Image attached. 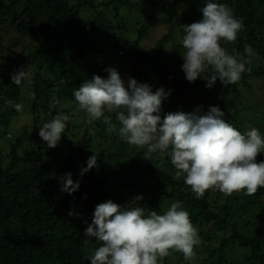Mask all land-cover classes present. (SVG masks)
<instances>
[{
  "label": "trees",
  "instance_id": "trees-1",
  "mask_svg": "<svg viewBox=\"0 0 264 264\" xmlns=\"http://www.w3.org/2000/svg\"><path fill=\"white\" fill-rule=\"evenodd\" d=\"M207 2L0 0V141L11 140L7 153L0 145V264H91L88 257L100 242L86 236L84 229L96 205L112 200L127 207L137 195L144 199L134 206L142 207L145 215L153 210L164 214L173 202H181L200 236L195 256L207 253L200 264H264V188L253 196L243 191L225 195L224 203L218 190L197 199L183 177L175 178L167 154L144 159L146 149L129 145L118 131L110 133L103 118L89 119L74 98V91L94 75L107 78V64L128 62L136 67L122 79L147 83L153 92L170 91L161 117L192 113L199 106L203 114L218 106L242 134L256 128L264 136V114L258 115L257 103L245 92L264 79V0H212L227 4L244 22L237 41H221V46L238 59L247 58L246 45L254 53L246 65L251 71L237 84L225 87L217 80L212 88L204 79L210 73L190 83L182 70L183 25L199 21ZM149 3L163 14L158 21L170 26L152 50L142 46L151 31L145 18H155L144 9ZM129 21L138 26L137 33ZM113 35H119L117 41L110 38ZM24 67L30 79L17 86L11 76ZM57 112L70 119L58 146L48 148L39 130ZM22 113L30 116L28 126L18 129V138H8L11 123ZM105 116L118 130L116 112L105 111ZM94 154L97 166L81 175ZM261 161L264 153L257 157ZM67 173L80 185L72 194L61 190L60 178ZM172 254L162 264H193L181 252Z\"/></svg>",
  "mask_w": 264,
  "mask_h": 264
},
{
  "label": "clouds",
  "instance_id": "clouds-1",
  "mask_svg": "<svg viewBox=\"0 0 264 264\" xmlns=\"http://www.w3.org/2000/svg\"><path fill=\"white\" fill-rule=\"evenodd\" d=\"M200 10L199 21L183 25L185 77L191 83L207 72V88H212L217 80L225 87L235 85L243 73L251 71L246 65L251 63L253 49L246 45L247 58L238 59L221 46V41H237L244 29L243 18H236L227 4L212 0ZM105 71L107 78L94 75L74 91L78 109L91 120L103 118L109 125L108 131H118L129 145L146 149L144 159L150 160L153 153L167 154L176 170L175 178L183 177L197 199L209 190L228 196L243 191L253 196L264 188V161L257 162V157L264 153V136L258 129L242 134L224 119L225 112L218 106H210L203 114L199 106L192 113L168 112L161 117L170 91L166 93L160 88L153 92L147 83L131 77L125 81L115 68ZM30 76L24 67L11 80L19 86ZM15 107L21 109L19 104ZM105 111L116 112L121 125L118 130ZM69 119L68 114L57 112L40 128L39 136L48 148L58 146ZM95 166L94 154L81 175ZM60 179L62 191L72 194L79 189V181L74 182L71 173ZM143 199V195H137L127 207L112 200L96 205L92 222L84 229L86 236L100 242L88 257L91 264H162L173 250L181 252L186 261L194 258L200 236L181 202H173L164 214L153 210L145 215L142 207L134 206Z\"/></svg>",
  "mask_w": 264,
  "mask_h": 264
},
{
  "label": "rangeland",
  "instance_id": "rangeland-1",
  "mask_svg": "<svg viewBox=\"0 0 264 264\" xmlns=\"http://www.w3.org/2000/svg\"><path fill=\"white\" fill-rule=\"evenodd\" d=\"M129 1L132 3L142 2V0H129ZM144 9L148 10V14H150V15L154 14V16H155V18H147V19L145 18L147 23L150 24V26H151V29H150L151 31H150L149 35L145 38L144 43H142V46H144V49L152 50L153 48H155V45H156V42L158 41V39L163 37L166 33H168L170 31V26L165 21H158L159 18L163 17V14H161L160 12L157 13V10L155 9V7H153L150 3H149V6H147ZM122 10L124 13H128V9L123 8ZM150 15H148V16H150ZM113 18L114 17H111L112 20H113ZM113 21H116V20H113ZM155 21H157L158 23L154 24ZM138 22H139V17L135 19V24L137 25ZM127 23L130 24V27L132 28L131 31L134 33H137L138 26H136L133 22H130V21ZM110 38L113 41H117L119 38V35H113ZM107 65H108V67L117 69L121 76L124 74V72L127 71V73H128L134 67H136L135 64H131L128 62H124V63L119 65L117 63V61L112 62L111 64H107ZM245 92H246V94H248V95H246V97L248 99L257 103L256 107H258L257 109H259L258 115L264 114V105H262V107H260V103L264 104V79L256 80L254 83L253 90L251 92L245 90ZM167 98L169 99V97H167ZM166 106H167V103L164 104L163 108H166ZM28 118L30 119V116L27 113H22L18 118H16L13 121V123H11L10 134H8L7 137L11 138V135H12V136H14V139H16L20 135H22L18 129H20L21 127L26 128L28 126V123L30 122ZM260 122H262V121H260ZM258 128L262 129L260 126ZM22 132H23V130H22ZM26 140H27V138L25 139L24 143L28 144L29 141H26ZM10 141L11 140H9V139H3L0 141L1 148L3 146H6L5 149L3 148L4 151L2 150L4 153L9 152ZM220 196H221L220 202L224 203L226 201L225 200V194L220 193ZM171 254H172V251H170L169 255H171ZM174 255H175V253L172 254V256H174ZM206 257H207V253H199L195 256V258H193L191 260V263L200 264ZM180 264H182V263H180Z\"/></svg>",
  "mask_w": 264,
  "mask_h": 264
}]
</instances>
